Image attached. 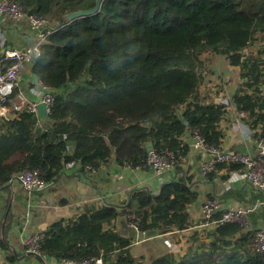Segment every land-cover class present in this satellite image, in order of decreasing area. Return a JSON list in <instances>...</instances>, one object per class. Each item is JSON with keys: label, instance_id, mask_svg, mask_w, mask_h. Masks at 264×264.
I'll list each match as a JSON object with an SVG mask.
<instances>
[{"label": "trees", "instance_id": "obj_1", "mask_svg": "<svg viewBox=\"0 0 264 264\" xmlns=\"http://www.w3.org/2000/svg\"><path fill=\"white\" fill-rule=\"evenodd\" d=\"M10 1L55 27L32 67L55 102L49 127L27 110L0 122V191L25 171H38L50 187L72 162L80 174L111 159L152 170L150 148L172 152L179 174L157 194L133 191L124 204L53 222L40 233L41 254L59 263L97 257L105 264H264L253 249L255 232L232 241L242 233L236 223L218 225L210 253L190 249L180 260L166 253L150 263L135 257L131 238L112 228L120 217L153 234L190 226L188 207L199 192L182 165L191 150L185 136L221 147L227 113L225 104L207 103L201 93L202 55H222L239 68L242 83L233 103L257 142H264V0H105L98 14L73 20L68 14L93 8L96 0ZM223 168L243 171L237 164L216 166ZM11 224L8 216L0 227L6 249Z\"/></svg>", "mask_w": 264, "mask_h": 264}, {"label": "crops", "instance_id": "obj_2", "mask_svg": "<svg viewBox=\"0 0 264 264\" xmlns=\"http://www.w3.org/2000/svg\"><path fill=\"white\" fill-rule=\"evenodd\" d=\"M35 43L36 35L27 23H17L8 19L0 20V56L5 47L26 48ZM201 60L207 63L204 82L206 77L208 81L205 84L210 85L213 75L215 79L225 74L228 77L227 81H216L219 89L215 92L207 91L209 88L204 83L201 87V93L207 103L227 106V113L220 123V128L225 132L221 148L228 152L255 156L258 145L254 137L255 131L250 128L246 119L239 120L240 112L232 100L242 83L239 68L230 66L224 56L213 53L202 55ZM220 61L224 63L222 69L217 67ZM32 67L33 64L25 70L19 87H7L1 89V93L9 99L23 93L30 101L38 100L39 97L35 92L38 89L39 80L32 72ZM261 88L264 89V84ZM7 107V112L2 114V106H0V122L3 119L16 120L20 114L10 105ZM9 113L17 114V117L9 118ZM189 134L185 136L187 143L191 142ZM69 147L72 151L74 144H70ZM208 157V154L203 151L190 150L189 155L183 160L182 165L188 175L193 177V182L199 192L198 200L188 207L191 222L188 229L179 231L172 228L167 234L156 232L154 234L159 237L156 238L152 237V232H137L131 228L125 217H120L112 224V228L119 234L131 238L132 254L137 258H144L141 259L142 262L150 263L166 253H172L180 260L190 249L210 253L213 239H215L213 233L219 227L212 225L211 220H216L222 215V212H217L212 219L206 218L203 213V204L210 199L216 200L222 211L236 206L252 210L248 215V227L242 228V233L233 238V242H236L241 235L250 239L253 234L248 233H257L258 230L264 229V205L258 206L264 201V194L255 190L246 181L242 171H230L226 168L215 169L212 177L204 176L202 167ZM176 167L175 164L165 181L179 176ZM66 171L47 190L40 193L27 194L18 180L20 174L16 175L10 183L9 190L0 191V227L8 216H11L12 220L7 236H5L7 249L2 245L4 232L0 228V264H44L39 258L26 251L24 241L27 237L44 232L59 219L74 218L86 210L124 204L133 191L145 190L151 194H157L162 185L152 170L120 166L113 159L94 172L80 174L77 168H70ZM161 236L169 240L172 247L167 249L164 241L160 239ZM247 249L252 250L250 244L247 245ZM243 250H240L242 255L245 254ZM147 251L151 254L149 262ZM226 251L231 252L228 248ZM218 253L221 254V250H218ZM51 260L55 264H60L53 258Z\"/></svg>", "mask_w": 264, "mask_h": 264}, {"label": "built area", "instance_id": "obj_3", "mask_svg": "<svg viewBox=\"0 0 264 264\" xmlns=\"http://www.w3.org/2000/svg\"><path fill=\"white\" fill-rule=\"evenodd\" d=\"M3 19H8L17 23H27L36 35V43L26 48L5 47V49H3L0 56V90L7 87L17 88L20 86L25 70L33 64L38 56H40L42 45L55 29L52 22L36 14L24 11L18 3L10 0H0V20ZM2 45L4 46V44ZM7 62L9 63L8 65L5 64ZM35 93L39 99L30 101L23 93H19L13 99H9L0 91L2 114L7 112V106L10 105L11 108L17 112L22 113L27 110L34 115H38V106L42 103L46 105L47 113L50 115L51 108L55 102L54 93L48 90L41 81H39L38 89ZM244 117H246V114L240 112L239 120ZM69 148L70 147H68V149ZM190 149L194 151H203L208 154L209 157L202 167V174L204 176L213 172L219 164L241 165L243 167L242 173L246 181L255 190L264 194V142L258 143L257 154L255 156H250L248 154L228 152L221 147L208 145L201 136L193 134L191 137ZM147 160L148 165L154 171L158 181L162 184L170 175L171 170L177 162L172 152L166 151L160 154L154 148L149 149ZM183 160H185V158H183ZM67 166L68 168H73L75 162L69 163ZM18 180L23 190L29 195L43 192L49 187V184L42 180L38 171H25L20 173ZM261 204L264 205V201L259 203L258 206ZM251 211V209L241 206L222 211L221 206L214 199L207 200L203 204V213L207 219H212L217 212H222L220 220H211V224L217 226L222 223H236L242 228H247L249 224L248 215ZM130 226L138 232V227L135 224L132 223ZM160 239H162L165 244L169 245V247H172L169 240L164 239L163 236H161ZM41 240L42 236L40 233L27 237L24 241L26 251L39 258L44 264H55L51 258L41 254L39 250ZM253 249L264 256V229L257 231ZM60 264L105 263L102 258L93 257L82 263L62 262Z\"/></svg>", "mask_w": 264, "mask_h": 264}, {"label": "water", "instance_id": "obj_4", "mask_svg": "<svg viewBox=\"0 0 264 264\" xmlns=\"http://www.w3.org/2000/svg\"><path fill=\"white\" fill-rule=\"evenodd\" d=\"M105 0H96L95 5L93 8L88 9V10H81V11H77V12H73L68 14V19L73 20L76 18H80V17H86V16H90V15H94V14H98L102 8L103 2ZM50 115H48L47 113V107L44 104H39L38 106V118L40 119L41 123H43L44 125H47L49 127L50 125ZM9 118H16L17 114H8ZM45 126V127H47Z\"/></svg>", "mask_w": 264, "mask_h": 264}, {"label": "rangeland", "instance_id": "obj_5", "mask_svg": "<svg viewBox=\"0 0 264 264\" xmlns=\"http://www.w3.org/2000/svg\"><path fill=\"white\" fill-rule=\"evenodd\" d=\"M223 66H224V63H223V61H220L219 63H218V65H217V67L219 68V69H222L223 68ZM206 70H207V68H206ZM215 76L213 75L212 77H211V82H210V85H208V84H205L207 81H208V77H206V80H205V82H204V85H206V86H208V88L210 89H208L207 91H217L219 88H217V85H216V81H218L219 80V82H222L223 80L224 81H227L228 80V77H227V75L225 74V75H223V76H219L217 79H215L214 78ZM152 237H156V235L155 234H153L152 235ZM157 238V237H156ZM200 244V243H199ZM165 246H166V248L168 249L169 248V245H167V244H165ZM146 255H147V260H148V262L150 261V252L149 251H147L146 252Z\"/></svg>", "mask_w": 264, "mask_h": 264}, {"label": "bare ground", "instance_id": "obj_6", "mask_svg": "<svg viewBox=\"0 0 264 264\" xmlns=\"http://www.w3.org/2000/svg\"><path fill=\"white\" fill-rule=\"evenodd\" d=\"M219 168V167H218Z\"/></svg>", "mask_w": 264, "mask_h": 264}]
</instances>
